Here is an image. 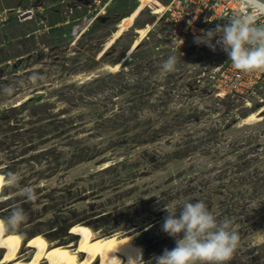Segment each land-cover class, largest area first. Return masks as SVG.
I'll return each instance as SVG.
<instances>
[{
    "label": "rangeland",
    "instance_id": "1",
    "mask_svg": "<svg viewBox=\"0 0 264 264\" xmlns=\"http://www.w3.org/2000/svg\"><path fill=\"white\" fill-rule=\"evenodd\" d=\"M171 1L102 0L89 16L83 0H0V170L19 181L0 215L22 207L24 237H75V221L130 232L154 264L175 247L164 206L203 200L239 233L228 264H264V109L245 120L264 92L248 106L197 85L218 52L170 47L156 18Z\"/></svg>",
    "mask_w": 264,
    "mask_h": 264
},
{
    "label": "clouds",
    "instance_id": "2",
    "mask_svg": "<svg viewBox=\"0 0 264 264\" xmlns=\"http://www.w3.org/2000/svg\"><path fill=\"white\" fill-rule=\"evenodd\" d=\"M238 3L241 7L221 18L225 23L201 30L194 42L206 45L213 52L219 47L232 68L240 73L264 72V0H238ZM177 63V56L170 54L162 62V70L175 72ZM18 184L16 175L8 173L0 179V196L5 188L12 189ZM21 195L30 202L36 199L30 187L23 189ZM178 207L179 211L164 206L167 215L161 230L174 239L175 247L165 248L162 254L154 256V264H228L240 243L231 221L218 220L203 200L186 201ZM26 220L23 208L14 206L0 222V233L14 231Z\"/></svg>",
    "mask_w": 264,
    "mask_h": 264
},
{
    "label": "built area",
    "instance_id": "3",
    "mask_svg": "<svg viewBox=\"0 0 264 264\" xmlns=\"http://www.w3.org/2000/svg\"><path fill=\"white\" fill-rule=\"evenodd\" d=\"M83 1L89 6L90 16L102 0ZM238 7H241L238 0H172L160 18H156V22L165 18L164 21L169 23L170 28L166 27L167 35L162 36L169 40L173 50L183 54L184 49L196 47L194 39L201 35V30L225 23L221 18L230 16ZM98 13L99 11L87 18L92 20ZM157 35L161 36L160 33ZM216 51L219 58L205 60L192 76L197 85L218 99L230 98L248 106L255 100L262 102L264 72L240 73L232 68L227 55L219 47Z\"/></svg>",
    "mask_w": 264,
    "mask_h": 264
},
{
    "label": "bare ground",
    "instance_id": "4",
    "mask_svg": "<svg viewBox=\"0 0 264 264\" xmlns=\"http://www.w3.org/2000/svg\"><path fill=\"white\" fill-rule=\"evenodd\" d=\"M263 109L250 113L245 120L259 119L256 116ZM3 220L0 215V222ZM72 228L77 231L75 237L62 239H49L45 231L27 237L19 230L0 233V264H142L143 244L130 232L104 235L79 221Z\"/></svg>",
    "mask_w": 264,
    "mask_h": 264
},
{
    "label": "water",
    "instance_id": "5",
    "mask_svg": "<svg viewBox=\"0 0 264 264\" xmlns=\"http://www.w3.org/2000/svg\"><path fill=\"white\" fill-rule=\"evenodd\" d=\"M29 14V12H27L26 14H24V16H26V15H28Z\"/></svg>",
    "mask_w": 264,
    "mask_h": 264
},
{
    "label": "flooded vegetation",
    "instance_id": "6",
    "mask_svg": "<svg viewBox=\"0 0 264 264\" xmlns=\"http://www.w3.org/2000/svg\"><path fill=\"white\" fill-rule=\"evenodd\" d=\"M72 6H73V5H72ZM69 7H71V6H69ZM70 10H71V8H70ZM29 13H30V12H29ZM28 15H29V14H28ZM28 15H26V16H28ZM26 16H25V17H26Z\"/></svg>",
    "mask_w": 264,
    "mask_h": 264
}]
</instances>
